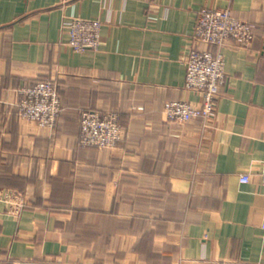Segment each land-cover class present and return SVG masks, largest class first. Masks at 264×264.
Returning <instances> with one entry per match:
<instances>
[{"label": "crops", "instance_id": "crops-1", "mask_svg": "<svg viewBox=\"0 0 264 264\" xmlns=\"http://www.w3.org/2000/svg\"><path fill=\"white\" fill-rule=\"evenodd\" d=\"M255 26L224 59L214 115L167 121L185 88L201 9ZM98 20L100 46L74 52L63 21ZM264 0H0V264H264ZM51 79L54 128L21 118L20 90ZM113 111L111 149L80 143L83 111ZM247 183H240L241 176Z\"/></svg>", "mask_w": 264, "mask_h": 264}, {"label": "built area", "instance_id": "built-area-1", "mask_svg": "<svg viewBox=\"0 0 264 264\" xmlns=\"http://www.w3.org/2000/svg\"><path fill=\"white\" fill-rule=\"evenodd\" d=\"M101 22L71 17L63 21L69 32L68 44L74 52L96 51L100 46ZM255 37V26L236 18L231 10L201 9L185 60V88L201 95L202 103L194 106L185 101H171L163 113L168 122L181 124L194 118L208 120L214 115L215 100L225 83L224 59L221 52L213 53L210 47L221 49L233 41L247 47ZM264 53V49L262 51ZM16 104L18 115L42 128H54L61 111L58 85L51 79H43L20 90ZM123 137L119 115L113 111H83L80 117V143L98 149H111ZM264 185V162L259 172ZM240 183L249 181L241 176ZM0 202L8 214L18 215L25 205L24 197L16 190L0 189Z\"/></svg>", "mask_w": 264, "mask_h": 264}]
</instances>
